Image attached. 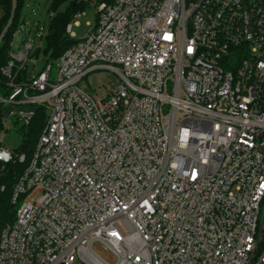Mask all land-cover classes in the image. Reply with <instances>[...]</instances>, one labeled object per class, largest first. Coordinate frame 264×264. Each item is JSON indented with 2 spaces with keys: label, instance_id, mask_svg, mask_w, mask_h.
Here are the masks:
<instances>
[{
  "label": "built area",
  "instance_id": "2783aa9c",
  "mask_svg": "<svg viewBox=\"0 0 264 264\" xmlns=\"http://www.w3.org/2000/svg\"><path fill=\"white\" fill-rule=\"evenodd\" d=\"M78 2L95 21L76 38L73 16L55 77L25 39L0 70L7 118L46 114L0 264H108L94 242L115 264H264V0ZM97 69L119 76L102 99L79 86Z\"/></svg>",
  "mask_w": 264,
  "mask_h": 264
},
{
  "label": "trees",
  "instance_id": "16d2710c",
  "mask_svg": "<svg viewBox=\"0 0 264 264\" xmlns=\"http://www.w3.org/2000/svg\"><path fill=\"white\" fill-rule=\"evenodd\" d=\"M24 0H3L0 2V35L6 28L9 20L10 26L4 33V37L0 43V70L9 60L8 52L13 34L17 31L21 24L20 12ZM68 2V6L63 12H59L60 6ZM89 6L86 3L78 2V0H52L50 9L54 12L50 16L48 23V31L44 36V47L33 53L32 57L38 59L42 53L46 63L56 62L64 51L68 48L66 42L70 41L66 33V26L72 21L73 16L77 12H83ZM44 69V68H43ZM28 72L25 70L21 73L20 79L26 80ZM6 79L0 72V93L6 95L8 90L4 86ZM4 108L0 107V132L4 129ZM46 114L44 108H37L36 113L28 127H21L22 140L13 152L16 155L23 154L24 162H19L17 158L0 169V232L15 219V208L11 204V197L15 183L25 170L38 140L40 131L44 125Z\"/></svg>",
  "mask_w": 264,
  "mask_h": 264
},
{
  "label": "rangeland",
  "instance_id": "374dc122",
  "mask_svg": "<svg viewBox=\"0 0 264 264\" xmlns=\"http://www.w3.org/2000/svg\"><path fill=\"white\" fill-rule=\"evenodd\" d=\"M52 0H24L20 12V21L22 30H18L12 38V48L16 50L21 46L22 41L29 40L33 43V52H36L40 47H44V39L40 38V32L43 30L44 36L48 31L49 17L54 15L50 9ZM68 6V2L63 3L59 12H63ZM83 15L79 18L78 24L73 25L71 33L76 38H81L88 30L87 23L92 25L95 21V10L88 7L83 11ZM46 61L42 53L39 54L38 59L33 58L28 64V72L32 74L39 73L45 66ZM52 77L56 76V63L52 62ZM119 81V76L109 69H97L89 73L80 82L79 86L85 91L89 92L94 98L102 99L106 96L107 87ZM4 106V111L8 108ZM7 114V112H6ZM4 129L0 132V145L10 151H14L19 146L22 140V123L18 120L16 115L7 118L4 115ZM38 193L30 194L29 199L35 200ZM23 200H20L22 202ZM16 208V206L14 207ZM92 250L108 264L116 263V256L107 246L101 242H94ZM79 264V263H75Z\"/></svg>",
  "mask_w": 264,
  "mask_h": 264
},
{
  "label": "water",
  "instance_id": "95a60500",
  "mask_svg": "<svg viewBox=\"0 0 264 264\" xmlns=\"http://www.w3.org/2000/svg\"><path fill=\"white\" fill-rule=\"evenodd\" d=\"M74 42L73 41H68V42H66V45L67 46H70V45H72ZM0 168H1V162H0Z\"/></svg>",
  "mask_w": 264,
  "mask_h": 264
}]
</instances>
